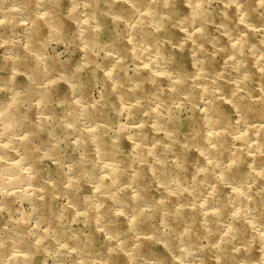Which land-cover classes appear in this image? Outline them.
<instances>
[{
	"label": "rangeland",
	"instance_id": "obj_1",
	"mask_svg": "<svg viewBox=\"0 0 264 264\" xmlns=\"http://www.w3.org/2000/svg\"><path fill=\"white\" fill-rule=\"evenodd\" d=\"M0 264H264V0H0Z\"/></svg>",
	"mask_w": 264,
	"mask_h": 264
},
{
	"label": "bare ground",
	"instance_id": "obj_2",
	"mask_svg": "<svg viewBox=\"0 0 264 264\" xmlns=\"http://www.w3.org/2000/svg\"><path fill=\"white\" fill-rule=\"evenodd\" d=\"M230 1V0H229ZM171 14H172V12H171ZM180 67V66H179ZM175 80V79H174ZM167 120V119H166ZM164 123H165V125L166 126H168L169 128H171V125H170V123H168L167 121H162V123H161V126L165 129V128H167L165 125H164ZM173 128H171V130H172Z\"/></svg>",
	"mask_w": 264,
	"mask_h": 264
}]
</instances>
